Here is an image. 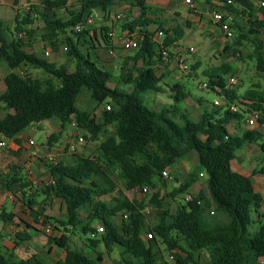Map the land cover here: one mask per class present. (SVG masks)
<instances>
[{
    "label": "trees",
    "instance_id": "1",
    "mask_svg": "<svg viewBox=\"0 0 264 264\" xmlns=\"http://www.w3.org/2000/svg\"><path fill=\"white\" fill-rule=\"evenodd\" d=\"M218 1L226 3L228 0ZM230 1L248 14L245 27L234 23L231 27L238 32L235 45H241L251 37L254 46L251 58L255 61L256 71L264 74L261 39L264 6L260 9L263 18H254L255 4L264 5V0ZM68 2L40 0L38 6H32L38 14L37 19L29 13L19 16L16 11L13 30L6 29L0 22V62H5L9 69L3 78L5 90L0 95V105L7 109L19 108L12 124L0 117V140L14 138L35 121L52 118L58 119L61 127L74 121L78 130L89 136L83 138L91 142L97 141L108 125L114 127L113 133L99 143L96 154L76 156V162L70 165L63 162L47 164L50 181H44L40 187L41 195L45 197L43 202L50 197L59 199L65 207L66 218L44 217L43 223L53 224L56 230L59 227L64 231L78 229L89 237L88 246L94 252L98 245L106 252L117 249L122 264H167L161 245L170 253L175 251L171 255L173 264H198L196 256L201 252L208 255L205 264H257L258 259L264 257V215L260 214L263 199L254 190L249 177L231 169V161L246 144H259L264 151V135L255 129L235 135L227 126L232 122L243 123L255 112L259 126H264V96L253 89L239 96L223 77L231 69L223 66L206 73L205 88L219 96L223 101L221 106L211 104L210 109L206 105L201 110L203 100L194 99L199 110L194 120L187 110L178 106L191 96L190 93L185 86L174 84L170 87L173 104L151 109L145 95L162 92L160 84L164 78L157 75L158 65L163 64L159 51L168 50L172 58L184 30L175 27L164 31L165 39L161 44L153 40V32L143 31L138 48L123 59L119 74L114 76L97 66L100 61L97 57L95 63L91 61L93 53L90 50H97L99 41L96 30L85 26L86 20L94 11L108 14L116 4L137 8L139 16L121 25L130 37L136 28L152 23L145 18L146 0H74L70 5ZM38 19L44 23V39L47 38L52 46L56 44L58 33L67 34V54L75 60L73 70H67L63 65L55 66L24 50L26 44L18 34L29 33L25 28ZM76 26L81 27L80 32L75 31ZM102 31H105L101 36L105 47L98 49L112 51L114 46L109 43V31L106 28ZM82 46L86 48L85 54L79 51L78 47ZM21 65L41 69L47 78L21 77L15 73ZM120 85H128L130 90L119 88ZM84 91L97 108L103 107L99 121L91 112L76 106ZM230 105H234L236 111H231ZM107 106L109 110H106ZM190 153L197 157L195 170L167 197L174 199L189 188L195 177L205 175L206 190L215 212L226 214L229 222H222L217 216L210 217L207 205L198 204L205 201L202 193L189 201L184 199V203L171 212L159 192H154L148 203L154 206L157 221L149 225L142 212L146 203L128 199L118 186L122 184L126 191L142 187L153 190L155 181L162 180L161 172L175 166ZM5 178L1 185L12 193L13 187L18 185L24 198L20 200L30 215L38 218L40 215L33 209L37 203L35 197L24 191L28 187L27 181L15 174ZM114 191L116 194L112 196ZM106 196H111L110 202L104 200ZM258 216L262 220H258ZM14 218L15 214L0 210L1 223H11ZM115 218H119V222ZM95 222L100 224L103 232H97L93 226ZM46 237L48 242L65 251V258L55 264H101L99 254L92 260L69 249L62 240ZM15 238L18 242L27 240L21 233H16ZM17 241H13L15 247L19 246ZM12 258L8 250L0 247V264H43L29 260L14 262Z\"/></svg>",
    "mask_w": 264,
    "mask_h": 264
},
{
    "label": "rangeland",
    "instance_id": "2",
    "mask_svg": "<svg viewBox=\"0 0 264 264\" xmlns=\"http://www.w3.org/2000/svg\"><path fill=\"white\" fill-rule=\"evenodd\" d=\"M21 3H25L26 0H20ZM200 1V2H199ZM195 2L200 3V11L202 12L201 17H198L196 15H193L195 21H190L186 19V23H188L185 29L189 31L187 36L184 38L185 41H188L189 44H184L181 48L180 53L183 54L184 57V65L179 66L174 62L158 65L157 75L162 76L163 81L160 84V87L162 88V92L159 94L154 93H148L145 95L146 102L148 104V107L151 109H159L163 106H169L173 104V100L170 97V87L174 84H181L185 86L186 91L190 93V97L187 98L186 101L181 102L178 104L179 107H182L181 109H185L189 112L190 117L192 119H196L198 116V105L196 104L194 99H202L203 100V107L201 110H203L206 105L208 106V109L211 108V104L214 103V101L219 100V96L211 91H208L207 89H199L198 86L206 81V73L210 72L213 69H219L223 66H228L231 70L227 75H223L226 81L230 77H234L237 81V84L233 86L232 89L236 90L238 95L241 96L245 93L246 90L253 89L257 91L259 94L264 96V74L256 71L255 69V61L253 58H251L254 50V46L251 41V37H247L249 39L248 41H242L241 45H235L236 38L238 36V32L236 29L231 28L234 24L237 26L243 28L247 25V12H243L241 10V7H239L238 4H236L234 1L228 2L226 5L221 3L220 1L212 0L209 4L205 3L203 0H195ZM33 6L39 5V0H34L33 2H30ZM120 8V7H118ZM255 12H254V18L262 19L263 13L258 8V4H255ZM22 9V8H21ZM121 9V8H120ZM113 12L116 10V7H112ZM212 11H222L226 15H229L232 18V23L230 24V30L233 33V36L229 40H225L224 36L221 34H215L214 32H210L205 29V27L208 24V21H212L208 14H210ZM139 11L136 10V13ZM208 12V14H207ZM14 12L12 7L9 5V3H6L4 5H0V21L5 23V28L13 30V20H14ZM122 18L120 20L114 19V27L116 29V33L119 34L121 32V25L124 22H131L132 21V12L127 11L122 8L121 10ZM21 16H24V13L22 12L20 14ZM98 15V16H97ZM96 18L93 19L92 25L88 29H95L98 30V27L101 23L99 18L100 15L97 14ZM197 18V19H196ZM212 18V17H211ZM34 19V18H33ZM185 23V24H186ZM154 26H151L149 30H153ZM25 29L29 30V33H24V37L22 38V41L28 46L29 49L33 50L36 48V43H41L43 40L48 41L47 38L44 39L45 29H44V23L41 19L34 20L33 24L26 27ZM219 33V30H218ZM116 34V35H117ZM111 34L112 40L115 39V41H120L119 38ZM67 34L58 33L57 37L55 39L56 44L60 47L61 56L63 59V66L67 70H73L75 66V60L70 57L67 54V51H64V47H66V40ZM73 40L76 39L75 36H71ZM165 39V33L164 37L159 39V43H162ZM262 42L264 44V32L261 35ZM85 47H87V44L82 43ZM193 46V52H190L186 50L188 47ZM85 47H78L79 51L83 54L86 53ZM229 47L227 51L225 49ZM183 49V50H182ZM113 53L109 54V51L104 50H97L93 51L90 50L92 54L91 61L95 63L96 57L100 60L97 66L103 67L106 70H109L114 76H117L119 74V68L123 62V59L126 56L131 55L134 51L133 49L131 51H122L119 47H115L112 50ZM175 51V50H174ZM183 52V53H182ZM95 53V55H94ZM173 53V52H172ZM175 53V52H174ZM234 53V54H233ZM195 68V69H193ZM43 73L40 72L39 75H42ZM32 78H34V74L32 73ZM119 88L130 90V87L128 85H120ZM76 106L81 110H86L91 112L92 116L95 117L98 121L101 118V111L103 110V107L97 108L94 104V102L90 99L89 94L84 91L79 96L76 102ZM98 109V111H97ZM45 124L42 121H35L33 122V125L30 128V134L33 137L35 144H44L46 142V135L43 133L42 130H45ZM251 128V127H249ZM68 131V127L65 128ZM114 131V127L112 125H108L105 127L104 131L99 135L98 140L95 142H91L84 138V142L81 146V150L86 153V156L88 155H94L97 153L98 145L101 141L105 140L108 136H110ZM80 134L82 136L89 137L84 131L80 130ZM91 149L86 151V149ZM76 153V152H75ZM77 154H73V156H66L65 159H61L60 156H57L55 160L56 163L64 162L65 164H73L76 162V156ZM236 155H238V152H236ZM48 163V161H47ZM49 164V163H48ZM264 165V158L262 159L261 166ZM190 169V172H193L196 168V156L194 154H189L185 158L179 161V163L176 166H173L171 168H168L169 178L168 179H162L161 181L156 180V188L150 189L149 192L146 195H142L140 192L137 194L129 193V197L131 199H137L140 201H143L144 203L148 202L151 194L154 192H159L160 197H162L165 201L166 208L174 212L178 205L184 203V199L187 195L186 192H183L176 196L174 199H171L167 197V195L171 194L174 189H177L181 184L184 183V181L187 179L188 174L187 170ZM23 179L27 181L29 184V187L32 186L33 190H35V193L37 194L36 200L41 201V192L40 187L42 183L45 181L44 177L45 174H37L34 176L33 179L28 178V174L24 173L23 171ZM202 179V176H200ZM6 178L2 177L0 178V182H4ZM119 188H122L120 185ZM116 194V193H114ZM39 195V196H38ZM104 200L107 202L111 201V196L104 197ZM48 204V203H46ZM42 206V205H40ZM56 206V205H55ZM41 208V207H40ZM7 209L10 210V205H7ZM12 212V211H10ZM41 213V211L39 210ZM216 213L214 215H211V218L216 217ZM146 219L149 225H152L156 223L157 218L155 214V208L154 206L150 205V213L146 215ZM13 223V222H12ZM9 225V224H8ZM3 224L0 222V230ZM100 226V225H97ZM75 237L73 236V245L72 249H80L82 246V243L79 242L82 241L85 243V251L82 252L84 255L91 257V248L88 247L89 242L87 239L88 236H84L79 230L73 232ZM0 234H5V231H0ZM33 235V233H32ZM10 241L8 243H5L8 248L11 249L12 242L15 240L13 236V232L10 233ZM70 236V235H67ZM52 237V236H50ZM30 243L22 242L19 250H14V257L16 260L19 258H22L23 254L26 256H30L32 254H35L39 258H43L45 263L48 264L46 259H44L45 253L47 250L51 252V256H48L49 259L53 258L54 260L60 257V253L57 252L55 248H53V244H50L47 242V237L45 235H36L33 236V238L30 240ZM1 245V243H0ZM29 246V247H28ZM162 251H163V260L167 264H173L174 260H170L169 256L174 254L173 252H168L163 245H161ZM196 260L198 264H205L208 261V255L205 252H201L196 256Z\"/></svg>",
    "mask_w": 264,
    "mask_h": 264
},
{
    "label": "crops",
    "instance_id": "3",
    "mask_svg": "<svg viewBox=\"0 0 264 264\" xmlns=\"http://www.w3.org/2000/svg\"><path fill=\"white\" fill-rule=\"evenodd\" d=\"M33 1L34 0H26L25 3H21L20 0H17L16 2H14V0H0V5L9 3V5L13 9V12H14L13 15L15 18L16 11L18 12L19 16H21L20 14L23 12L24 7L28 4L33 6L30 3ZM73 1L74 0H69L68 4L69 5L73 4ZM191 1L193 3V6L186 4L185 0H146L147 10H146L145 18L151 21L152 23L148 26H143V27L140 26L136 28L133 36L139 42L142 32L145 30L148 32L155 33L156 30H159V29L163 31H167L175 27L182 28L184 30V35L182 39L177 42L176 48L174 49L176 54H181L180 51L183 45L189 44L188 41L184 40V38L189 33V31L185 29V27L187 26L184 27V25H187L186 19L190 21H195L193 15L201 17V14H202V12L200 11V3L195 2L193 0ZM214 2H216V0H214ZM39 4H40V0H39ZM113 7H116V10L113 12L111 8L110 12L106 15H103V13L99 11H94L90 15V16H95V18L97 14L100 15L99 18L97 17V19L100 20L101 23L98 27V30L96 31V36L99 41V44L96 45V48L105 47V45H103L104 43H103V40L101 39V36L103 34L105 35V31L103 32L102 29L106 28L109 31L108 32V35L110 37L109 43L111 42L113 46L119 47L121 49L120 43L126 37L127 31H125L121 27V32L117 34L116 29L114 27L115 22L113 21V19L116 14L121 13L122 8L127 11L132 12V16H133L132 21L135 20L139 16V12L136 13V10H138L137 8H131L125 4H116ZM118 7H120L121 9ZM34 13L36 12L34 11ZM36 15H37L36 17H33L34 19L38 18L37 13ZM208 16L212 20L211 15L208 14ZM1 23L5 27V23L3 22ZM208 24L210 25H207L205 27L206 30L210 32H214L215 34L222 35L220 31L218 33L219 29L217 25L213 22V20L208 21ZM151 26H154L153 30H149ZM13 27H14V20H13ZM86 27L89 28L90 26H86ZM111 34H114V35L117 34L116 36L119 38L120 41H115V39L112 40ZM35 46L36 48H34L33 50L29 49L28 46H25L24 50L30 53H34L38 58L46 60L49 63L54 64L55 66L63 65V59H62L60 47L58 46V44H55L54 46H52L49 41L43 40L41 43H36ZM189 48H193V46L188 47L186 50L189 51ZM45 50H48L50 53L48 58L43 57V52ZM100 50H104V49H100ZM181 55L183 56V54ZM40 72L43 74L38 76ZM8 73H9V69L6 63L0 62V95L5 90L3 78ZM15 73H17L21 77H25V78L29 77L31 79L47 78V75L41 69H32L30 67L23 66V65L17 68L15 70ZM32 73L34 74V78H32ZM54 82L58 84L57 81H54ZM203 83H206V81ZM262 107H263V114H264V106ZM18 113H19L18 107L13 108V109H7L3 105H0V117L3 118V120L8 124H12L15 121V118L18 115ZM42 122L46 126L45 130H42L43 133L46 135V139H47L44 144L34 143L33 137L30 134V128L33 125V123L27 126L22 132H20L14 138L9 139V140L7 139L0 140L5 143V147L0 149V178L6 177V176L9 177L15 174L19 178L23 179L22 176L24 175L23 174V171H24V173L28 174V178L30 179H33L34 176L37 174H45L46 176L44 177V180L50 181V177L48 175V167H47L48 157L52 156L56 160L57 156H60L61 159L63 160L65 159L66 156H70V155L73 156V154H77L75 156H86V153L81 150L82 145L77 146L74 152H70L67 150V148H65L66 145L74 141V134H73L74 128L72 126V123L67 124L64 127H61L60 121L56 118H52L50 120H44ZM66 126L68 127V131L65 129ZM249 127L251 126L246 125L245 122L240 123V124L232 122L227 126V129L229 130L230 133L235 134V135L239 134L243 130H248V129H255L260 132L263 131V127H251V128ZM30 141L32 142L31 144H30ZM88 150H91V149L89 148L86 149V151ZM191 154L195 155V153H191ZM263 158H264V151L261 150L260 145L252 143V144L244 145L238 151V155H236L235 158L231 161V169L236 173L249 177L252 180L254 190L262 196L263 204L260 210V214L262 215H264V165L261 166ZM196 165H197V157H196ZM190 169L191 168L187 170V174L190 172ZM200 176H202V179L200 178ZM27 185L28 187L24 188L25 193L28 195L34 196L35 201L37 202L36 205L33 207V209L40 216L36 219H34L30 215L29 210L22 203L21 200H24V198L22 196V193L18 191L19 186L15 185L13 187V191L15 192L14 194V192L12 193L10 191H7L1 185V182H0V210H4L8 213L12 211L11 213L15 214V218L12 221L13 223L12 222L6 223V224L2 223L3 226L1 227L0 231H5V234L3 235L0 234L2 236V239L0 241L1 243L0 247L4 251L8 250V253L13 255L12 260L14 262H19L20 260H29L31 263H33L34 261H40L43 264H47L45 263L43 258H39L35 254H32L30 256H26L23 254L22 258H19L18 260H16L13 253H14V250H19L22 242H18L16 240L15 234L21 233L27 239L24 242L30 243L31 242L30 240L33 238V236H36L38 234L45 235L43 228L45 225L49 223H43L44 217L65 220L66 210H65L63 203L59 199H55L52 197L48 198L47 201L43 202L45 197L43 195H40L42 196L41 201L43 200L40 203V201L36 200L37 194L35 193V190H33L32 186L29 187L28 183ZM120 186L122 188H119V189H121L124 192L125 196L128 199L137 200V199H131L128 194L129 193H132V194L139 193L138 188L131 190V191H126L124 190L122 184H120ZM186 191H187L186 193L191 195L192 197L198 195L199 193H202L205 198V201H202V206L204 207L205 205H207V210L209 211V213L212 212L213 213L212 215H214L215 213L217 214V212H215V207L212 204L208 196L207 190H206L205 175L200 174L197 177H195V180L191 183V185ZM114 193H116V191L112 192V196H115ZM137 201H140V200H137ZM7 205H10V210L7 209ZM39 210L41 211V213L39 212ZM144 215L146 216L147 214H144ZM216 216L222 222H225V223L229 222V217L226 214L218 213ZM257 219L262 220V218L259 216L257 217ZM115 221L119 222V218H115ZM51 225L54 228V225L53 224ZM97 225H100V224L98 222H95L93 226L95 228H98L99 226ZM77 230L78 229H68L64 231L62 228L59 227V230L54 229L53 234L47 235V236H52L57 239H60L65 243V245L69 249L82 253L85 251L86 246H85V243L80 240L79 242L82 243V246L80 248H82L83 250L82 251L80 249L76 250L75 248L72 249L73 248L72 247L73 236L75 237L73 232ZM11 232H13V236L15 238V240L13 241H17L19 243V246L15 247L14 242H12V246L10 249L6 246L5 243H8L10 241L9 235ZM67 235H70V236H67ZM50 244H53V248L58 250L57 252L60 253V257L55 260L53 258L49 259L48 256H51L53 254H51V252L47 250L45 253L44 259H46L48 264H55L57 261L63 260L65 258V251L63 248L58 247L54 243H50ZM96 251L97 252H94L93 250H91L92 252L91 257H88V256L87 257L92 260H95L99 254L101 257V264H122L120 261V257H119V253L117 249L113 248L110 252H106L102 245H98V247L96 248Z\"/></svg>",
    "mask_w": 264,
    "mask_h": 264
},
{
    "label": "built area",
    "instance_id": "4",
    "mask_svg": "<svg viewBox=\"0 0 264 264\" xmlns=\"http://www.w3.org/2000/svg\"><path fill=\"white\" fill-rule=\"evenodd\" d=\"M228 2H230V0H228L226 3H224V2H221V3L222 4L224 3L226 5ZM185 3L189 4L190 6H193V3H192L191 0H185ZM263 6H264L263 3L258 4V8L259 9H261ZM23 12L25 14H28V13L31 14L32 17H36L37 16L36 13H34V11L32 10V6L29 5V4L24 7ZM210 15L212 17L213 22L217 25L219 31L222 33L224 38L226 40L231 39L232 36H233V33L230 30V24L232 22V18L229 15H226L222 11H212L210 13ZM94 18H95V16H89L87 18V20H86L85 26H91L92 23H93V19ZM121 18H122V14L121 13H118V14L115 15V19L120 20ZM75 31L76 32H80L81 31V27L80 26H76L75 27ZM18 37L19 38H23L24 37V33L18 34ZM162 37H164V31L159 29V30H156V32L154 33L153 40L156 41L157 43H159L158 41ZM138 45H139V42L134 36H130V37L126 36L120 43L121 49L124 50V51H131L132 49L136 50L138 48ZM193 50H194L193 48H189L190 52H193ZM64 51H67V47H64ZM112 53H113V51H109V54H112ZM49 55H50V53H49L48 50H45L43 52V57L44 58H48ZM159 55H160V60L162 61L163 64L174 62V63H176L179 66H183L184 65V57L181 54L173 53L172 58H170L168 50L160 49ZM236 84H237V81H236V79L234 77H230L228 79V86L230 88L233 87ZM198 88L201 89V90L205 89L206 88V83L200 84L198 86ZM213 104L215 106H221L223 104V101L221 99H219L217 101H214ZM229 109L231 111H236V108H235L234 105H230ZM106 110H109L108 106L106 107ZM71 123H72V126L74 128V133H73L74 134V141L72 143H69L68 145H66L65 148H67V150L70 151V152H74L76 150L77 146L83 144L84 138L80 134V132H79L77 126H76V123L74 121H72ZM245 123H246V125L251 126V127H263L262 133L264 135V126H259V124H258V113H256V112L255 113H251V115H249L247 117V120L245 121ZM31 143L32 142L30 141V144ZM3 147H5V143L0 141V149L3 148ZM47 161H48L49 164H53V163H55V158L50 156V157H48ZM161 177H162V179H168L169 178L168 168L164 169L161 172ZM138 190H139V192L142 195H146L149 192V187L138 188ZM191 199H192L191 195H187L185 197L186 201H189ZM198 204L202 205V202H199ZM142 212H143V214H148L150 212V205H149L148 202H146V205L144 206V209H143ZM210 214L212 215L213 213L210 212ZM43 230H44V233L46 235H52L53 232H54L53 231L54 228H53V226L51 224L45 225ZM97 232L98 233L103 232L100 226L97 228ZM148 237H150V236L148 235ZM169 259L173 260V257L170 255ZM257 264H264V257L263 258H259L258 261H257Z\"/></svg>",
    "mask_w": 264,
    "mask_h": 264
},
{
    "label": "water",
    "instance_id": "5",
    "mask_svg": "<svg viewBox=\"0 0 264 264\" xmlns=\"http://www.w3.org/2000/svg\"><path fill=\"white\" fill-rule=\"evenodd\" d=\"M0 137H1V134H0Z\"/></svg>",
    "mask_w": 264,
    "mask_h": 264
}]
</instances>
